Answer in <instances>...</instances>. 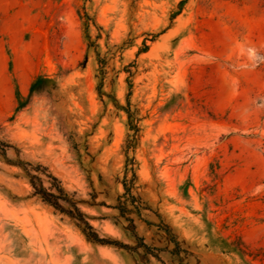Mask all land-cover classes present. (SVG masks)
Here are the masks:
<instances>
[{"label": "rangeland", "instance_id": "374dc122", "mask_svg": "<svg viewBox=\"0 0 264 264\" xmlns=\"http://www.w3.org/2000/svg\"><path fill=\"white\" fill-rule=\"evenodd\" d=\"M0 136L133 245L127 163L151 264H264V0H0ZM31 192L0 158V264H134Z\"/></svg>", "mask_w": 264, "mask_h": 264}, {"label": "trees", "instance_id": "16d2710c", "mask_svg": "<svg viewBox=\"0 0 264 264\" xmlns=\"http://www.w3.org/2000/svg\"><path fill=\"white\" fill-rule=\"evenodd\" d=\"M125 112L128 118V126L130 130L134 132L133 136L126 140L124 146V152L126 154V151L133 148L138 128L134 123L135 121L132 119V114L128 110ZM11 148L13 147L10 145L9 141L4 140L0 136V158L5 163L21 168L32 190L31 196L38 199L47 207H50L54 212L67 217L80 231L87 242L100 246L114 247L129 254H134V264H151L150 258L160 262V258L157 254L159 250L146 245L143 239L137 235L132 215L140 217L141 210L144 208L142 207L139 196L132 194V190L135 189L134 182L136 177L133 169L127 168V163L125 164V175L121 181L123 193L117 196L115 205L112 208L117 211V217L126 223L123 229L130 233L133 239V245L123 244L109 237H100L98 232L90 225L87 215L80 209L81 205L93 207L99 204L94 203V201L88 203L74 199V195L69 194L63 188L61 182L41 165L32 166L19 159L14 161L9 160L7 158V152ZM127 172H132V176L129 179L127 178ZM162 230L167 236L168 241L173 245L170 254L179 257L180 246L172 230L167 225H163Z\"/></svg>", "mask_w": 264, "mask_h": 264}]
</instances>
